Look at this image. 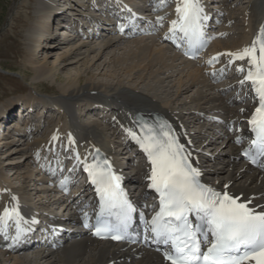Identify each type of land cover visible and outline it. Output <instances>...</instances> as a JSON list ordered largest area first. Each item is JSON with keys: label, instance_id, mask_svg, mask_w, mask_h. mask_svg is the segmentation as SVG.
Returning <instances> with one entry per match:
<instances>
[{"label": "bare ground", "instance_id": "6f19581e", "mask_svg": "<svg viewBox=\"0 0 264 264\" xmlns=\"http://www.w3.org/2000/svg\"><path fill=\"white\" fill-rule=\"evenodd\" d=\"M113 1L79 0L76 8L73 0H42L35 7L36 20L27 33L30 51L27 62L38 81L63 82L59 85L60 94L37 97L31 92L24 106L30 109L28 114L37 104L41 109L53 108L60 119L42 140L36 139L35 134L41 129L33 123L26 124L23 130L12 125L7 136L0 138V152L9 150L6 165L0 161V192L8 194L7 207L19 204L26 221L30 222V216L47 218L58 204L71 212L72 217L63 232L68 237L57 249H53L49 241L29 248V243L21 237L18 241L13 239L14 244L10 246L0 247L1 260L11 264H165L160 255L143 247L92 239L80 229L76 218L84 195L78 192L80 185L68 195L66 188L58 184L62 180L65 185L78 182L85 172L76 159V152L81 160L87 157L91 163L94 149L98 147L116 166L121 163L120 154H124L121 161L127 167L123 178L136 183L138 198L143 201L146 191L141 185L148 175V165L137 155L135 148L139 145L126 131L129 128L137 131L134 120L137 112H159L170 118L198 161L203 177L211 184L222 188L227 185L228 190L244 193L245 197L253 195L256 204L264 201V175L231 157L236 149L232 138L238 134L237 127L230 132L225 126L224 131L221 124L212 121L222 117L237 124L255 108L250 87H241L238 83L243 75L236 68L244 62L230 66L228 57L221 56L218 62L209 67L207 64L217 53L237 51L251 44L264 20V0H234L232 3V0H203L205 8H209L205 11L217 38L211 41L206 56L198 62L185 59L166 44L168 23L176 16V0H167V6L159 9V0H123L136 5L141 14L139 20L148 19L155 25L157 31L149 34L129 28L122 33L121 25L125 22L106 27L112 16L110 7L118 10ZM64 13L72 20L76 15L74 24L80 27L68 30ZM125 13L121 12L122 16ZM158 16L164 17L163 23L156 20ZM54 17L59 18L51 22ZM99 17H106L105 22ZM63 26L61 35L44 45V40L54 31L57 35ZM101 26L106 30H99ZM104 54L107 60L96 67L99 74L104 71L105 78L99 79L92 69ZM80 62L82 68L74 76H60L61 68ZM191 67H195L194 70L188 71ZM212 71L217 74L211 75ZM99 106L105 110L115 107L103 115L95 111ZM4 107L0 105L3 121L9 117L13 103ZM83 108L88 110L85 117L81 112ZM15 133L22 136L17 134L23 142L13 140L11 135L14 137ZM69 135L74 144H69ZM53 136L58 139L53 140ZM28 138L32 141L25 142ZM116 147L122 152H117ZM19 153L21 164L25 166L23 171L17 165L20 161L11 157ZM8 165L11 170L16 169L13 174H23L24 179L35 175L31 195H24L9 183L4 173Z\"/></svg>", "mask_w": 264, "mask_h": 264}, {"label": "snow or ice", "instance_id": "6c2138e0", "mask_svg": "<svg viewBox=\"0 0 264 264\" xmlns=\"http://www.w3.org/2000/svg\"><path fill=\"white\" fill-rule=\"evenodd\" d=\"M166 6L167 0H159L157 9ZM175 12L176 18L171 20L165 38L186 43L195 55L207 44L204 21L209 17L204 2L176 0ZM156 20L163 23L164 17L158 16ZM123 27L121 25V30ZM221 56H227L229 64L244 62L236 68L243 75L238 83L241 87H250L257 105L248 121L255 138L244 155L257 164L258 158H264V25L260 26L250 45L237 51L217 53L207 63L212 65ZM138 123L140 134L132 128L126 131L146 154L148 188L154 190L159 199V210L150 221L145 220L144 239L166 245L163 255L170 264H264V206H258L260 210H256L249 206L253 198L231 194L227 190L217 191L202 183V173L193 162L192 152L180 142V136L167 121L149 123L141 120ZM56 139L58 136H53V140ZM68 139L70 145L75 143L71 135ZM236 142H241L239 136ZM76 159L96 185L101 213L107 214L98 219L94 234L110 236L113 240L127 238L136 208L122 186L123 176L117 174L112 162L102 157L99 149L91 163L87 157L81 160L79 152H76ZM261 166L264 167V163ZM64 183L61 181L62 186ZM10 222L15 225L13 239L17 241L32 230L31 225L38 223L35 219L26 221L18 203L5 207L0 214V233L6 238ZM85 222L91 227L87 225V213Z\"/></svg>", "mask_w": 264, "mask_h": 264}, {"label": "rangeland", "instance_id": "374dc122", "mask_svg": "<svg viewBox=\"0 0 264 264\" xmlns=\"http://www.w3.org/2000/svg\"><path fill=\"white\" fill-rule=\"evenodd\" d=\"M40 1L42 0H0V105H5L4 108H7L8 105L13 103V107L8 112H12V114L14 113L12 115V118L15 116L16 109H18L19 106L25 102L31 92H33L37 97L43 95L55 96L57 94H60L61 92L59 85H62V80H59L60 82L57 81L53 83L49 80L44 79L38 81V77L34 69L27 62L30 53L29 46L27 44V33L36 20L35 7L40 5ZM78 2L79 0H73V4L76 6V8L78 7L76 5ZM232 2H234V0H232L231 3ZM32 18L35 19L33 20ZM74 18L78 17L75 15ZM74 22L68 25L69 28L74 29L73 27L78 26H76ZM79 27L80 26H78V28ZM102 29L103 28L101 26L100 30ZM121 47L123 46L121 45ZM39 55H41V53ZM54 58H56V55L54 56ZM107 58V54H104L92 69L93 73L99 79L105 78L103 76L104 71L99 74L100 70H98L96 66L102 61H106ZM82 65L83 63L80 62L79 64H72L66 66L65 68H61L60 76L62 78L72 77L77 73V70L82 68ZM194 68L195 67H191L187 70L191 71L194 70ZM179 78L180 77L178 76L175 83L178 82ZM39 107L37 110L35 107V110L26 115V117L22 120L24 126H22L19 121L16 122V126L18 129H20L21 127L25 128L26 124L33 123V125L41 129L40 131H38V133L35 134L36 139L42 140L50 134L51 130L55 127L56 122L60 119V115L56 114L57 112H55L53 108L49 107L50 109L44 108L45 110H41L42 107ZM48 109L49 111H46ZM100 109H102V107ZM2 122L3 120L2 118H0V138H2L1 135L4 133V131H2L1 129ZM3 125H5V123ZM24 128L21 129L23 130ZM17 134L15 133L14 137L13 134L11 135L13 140H15L16 143L23 142V140L18 139L20 135L18 134L19 136H17ZM16 139H18L19 141H16ZM27 141H32V139L30 140L28 138L25 142ZM7 151L9 150H7L6 148L5 150H2L0 152V161L3 162L4 165H6L8 161L6 160L9 155ZM11 157H15L14 159L20 161L17 163V165L19 166V169L23 171L25 166L21 164V154L19 153ZM33 158L35 159V157ZM7 167L8 168H5L6 170L4 173L9 179V183H11L13 187L20 189L21 193H23L24 195H31L35 188L33 176L31 178L24 179L23 174H13L16 171L15 168V170H11L10 168L12 167H10L9 165ZM7 196V194L0 192V213L5 207L4 205L7 200ZM0 264L11 263L6 260L0 259Z\"/></svg>", "mask_w": 264, "mask_h": 264}]
</instances>
